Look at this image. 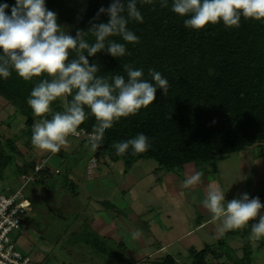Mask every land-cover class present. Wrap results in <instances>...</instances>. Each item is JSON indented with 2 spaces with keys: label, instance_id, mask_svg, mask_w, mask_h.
<instances>
[{
  "label": "trees",
  "instance_id": "obj_1",
  "mask_svg": "<svg viewBox=\"0 0 264 264\" xmlns=\"http://www.w3.org/2000/svg\"><path fill=\"white\" fill-rule=\"evenodd\" d=\"M111 2L45 0V6L57 13V23L63 29L68 27L67 34L75 36L77 29L87 31L91 23L107 22L106 13H100L98 19L93 18L101 7L107 8ZM171 2L169 0L168 7L161 8L159 0H154L151 5L138 0L143 22L131 20L128 28L139 37V42L127 43L119 36L108 38L125 43L128 54L115 58L106 50L91 57L85 53L90 64L99 65L98 75L121 74L126 77L122 66L130 64L134 69L143 70L144 79L151 82L148 73L149 69H153L167 78L170 84L168 96L157 89L152 104L141 108L136 115L122 117L114 122L113 127L105 131L103 142L93 155L96 158L107 155L111 160L120 159L123 172L135 161L151 158L159 169L167 171L192 162L199 172L216 173L219 159L246 146L264 143V20L242 17L238 28H227L221 21L194 30L184 26L186 17L174 13ZM0 3L12 6L15 0H0ZM6 12L10 14V7ZM86 39L94 42L95 38L89 33ZM73 56L70 54L69 58ZM41 78L24 81L14 71L8 79L0 78L1 101L12 106L13 113L24 117L23 126L16 137L13 135L4 140L5 144H10L8 148L16 150L20 156L21 166L25 168L23 172L31 169L37 160L35 157L24 159L23 153L11 144L16 138L24 136V148L29 151L34 147L31 143L32 128L34 122L42 118L34 115L27 99ZM68 99L71 100V96ZM51 108L53 112L63 111L62 99L54 101ZM85 111L90 112L87 107ZM47 118H51V113ZM96 123L95 117L89 114L79 128L92 131ZM140 133L149 138L151 147L147 151L133 155L129 149L126 154L117 155L113 144L134 138ZM75 151L70 155L75 154ZM65 155L62 149L55 154L61 161ZM72 156L75 163L78 155ZM3 157L0 155L2 164ZM48 164L47 161L31 180L40 185L41 193L45 188L55 187V174L65 172L61 178L65 186L69 180L68 165L60 169L59 164L56 170H51ZM70 185L74 187L72 182L67 186L71 188ZM243 246V252L248 250V243ZM207 250L205 245L194 251V264L206 261L204 256ZM162 261L166 264L174 262L170 256H164ZM238 264L245 263L240 259Z\"/></svg>",
  "mask_w": 264,
  "mask_h": 264
},
{
  "label": "clouds",
  "instance_id": "obj_2",
  "mask_svg": "<svg viewBox=\"0 0 264 264\" xmlns=\"http://www.w3.org/2000/svg\"><path fill=\"white\" fill-rule=\"evenodd\" d=\"M153 4L154 0H139ZM138 0H112L107 8V22L91 23L87 31L77 29L75 36L65 32L57 23V13L45 6V0H15L9 6L0 3V78L8 79L14 71L24 81L43 77L32 88L27 104L37 117L42 119L32 128L31 143L34 147L56 154L67 145L69 136L79 137V126L88 115L95 117L88 141L93 151L104 139L105 131L113 127L122 117L136 115L156 98L157 89L168 96L170 84L161 73L149 69L151 82L144 79L142 69L124 64L125 75H98L100 67L89 63L87 57L106 50L112 57L119 58L127 53L126 44L109 37L119 36L124 42L138 43L139 37L128 28L129 21L142 23L143 16ZM159 6L166 8L169 0H159ZM10 7V14L6 9ZM171 10L181 17L186 28L203 29L208 24L221 21L227 28H238L241 18L264 20V0H172ZM89 33L95 38L89 42ZM87 53V57L85 55ZM74 54L73 58H69ZM71 96V100L68 97ZM62 99L63 111L53 112L51 104ZM85 107L90 110L86 113ZM51 113V118H47ZM143 133L134 138L113 144L117 155H133L147 151L151 145ZM197 173L188 183H196ZM241 177L240 179H244ZM225 201H227L225 203ZM212 213L213 220H221V232L243 229L251 225L250 239L259 241L264 237V214L260 210L259 197L249 198L243 193L239 198L225 199V192L219 185H211L205 193L202 205Z\"/></svg>",
  "mask_w": 264,
  "mask_h": 264
},
{
  "label": "rangeland",
  "instance_id": "obj_3",
  "mask_svg": "<svg viewBox=\"0 0 264 264\" xmlns=\"http://www.w3.org/2000/svg\"><path fill=\"white\" fill-rule=\"evenodd\" d=\"M64 30L67 33L68 27L66 26ZM11 109L12 107L3 104L0 98V155L5 156L3 157L4 164L0 161V192L3 193L12 192L18 187L19 175L25 170L21 166V158L17 151L9 149L10 144L4 142L5 137H12L13 134L16 137L19 128L23 126L24 117L19 113H13ZM36 123L38 121H35L34 125ZM24 140V136H21L11 144V146L15 145L16 149H20L24 159L29 157L40 159V153H49L36 147L27 151L23 148ZM262 147L260 149V146L250 145L240 151L229 153L217 161L216 173L198 171L201 179L205 177V182L201 181V185L194 190H188L190 186L183 166L175 169L182 181L180 182L181 188L174 190L163 181V173H167V170L159 169L157 164L150 159L135 161L133 164L135 166L140 164L144 173L150 164L156 165V172L139 182L141 194L134 196L133 199H131L132 194L126 193L121 195L122 198L119 197L120 188L108 189L110 194L108 190L101 192L109 196L114 194L113 197L110 196L111 199L104 200L102 195H99L101 198L98 201L100 203L103 200L104 207H109L110 204L111 211L108 213L112 218L108 222L110 229L108 233L107 227L104 229L105 233L96 229L94 224L97 216H94L93 212L90 213L89 208L84 205L85 202L80 197L83 190L78 189L79 192L74 194L75 185L74 187L70 185L71 188L67 186L69 182H73L72 178L67 175L69 179L66 181L67 185H64L65 182L61 183V178L65 176L64 171L54 175L56 176L53 181L56 184L55 187L45 188L42 193L37 182L28 181L21 191L24 197L31 202L30 211L27 212L24 220L23 230L15 239L16 244L22 250L28 247L26 253L29 257V264H158L155 261L167 254L174 258L175 264H194L196 258L194 251L202 249L204 243L208 250L204 256L206 261L202 264H238L240 259L245 264H264V237L259 241L250 239L251 225L257 223L259 217L249 221L243 229L223 233L220 230L222 221L212 219L203 229L196 230L182 240L173 241L153 257L146 256L148 250L163 245L170 236L176 235L183 228L195 225L201 217L212 214L202 206L206 190L211 185H219L225 192L226 200L239 198L243 193H247L250 198L255 197V190L264 188V186L257 187L264 181L263 169H259L257 162V160L264 161V143ZM75 150L74 153L78 155L75 163L71 159L75 154L68 153L64 160L59 162L60 169L66 165L70 168L73 164L83 165L82 161L86 162L92 148L86 141H82L77 144ZM102 157L106 162L98 163V174L103 184L105 183L104 176L102 177L100 172L108 165L109 159L107 155ZM49 158L53 159L56 156L49 153ZM46 160L49 162L48 158ZM119 161L121 162L120 159ZM189 163L187 165L193 166L192 162ZM133 164L130 168L134 167ZM48 166L50 167L49 164ZM51 170H56V168ZM241 177L245 178L240 179ZM74 178L80 179L75 176ZM83 178L87 180L85 173L81 179ZM85 180L80 182L83 185L88 184L89 181ZM158 181L160 183H157ZM115 197L118 199H114ZM134 199L140 210V214L136 213V216L140 223H145L143 227H147L146 231L141 230L139 223L138 225L132 224L133 221L129 220L130 217L124 208L132 209L131 204H134L132 202ZM99 213L96 212V214ZM165 213L170 216L168 221L163 219ZM114 215L122 217L127 223L116 220ZM168 223H171L170 229H168ZM202 231L206 232L208 238L206 242L199 244L198 238L201 237ZM245 243H248V250L243 252ZM190 246L193 249L192 252L188 251ZM135 250H139L138 254H143L137 256L134 254Z\"/></svg>",
  "mask_w": 264,
  "mask_h": 264
},
{
  "label": "crops",
  "instance_id": "obj_4",
  "mask_svg": "<svg viewBox=\"0 0 264 264\" xmlns=\"http://www.w3.org/2000/svg\"><path fill=\"white\" fill-rule=\"evenodd\" d=\"M12 107V106H11ZM13 109V107H12ZM11 109V110H12ZM22 116V115H21ZM2 120V119H1ZM7 120V119H6ZM5 120V121H6ZM20 130V128H19ZM18 130V132H19ZM18 132L16 134H18ZM15 135V134H13ZM10 137V136H9ZM80 141L75 139V138H72V137H69L68 138V143L67 145L63 146L61 149H62V152L65 153V154H68V153H71L72 151L75 150V147L77 146V144L79 143ZM256 146H260V149L263 148L262 147V144L261 145H256ZM18 147V145H17ZM255 147V145H254ZM24 148V146H23ZM19 151L20 149L17 148ZM25 149V148H24ZM93 150L91 151L90 155L87 157V160L86 162H83L82 161V164L83 165H72V168H70V170L68 171V176H70L73 180V184L75 185L74 188H76V190L74 191L75 194L79 192L78 189L80 190H83V192L81 193V199H83V202H85L84 205H86V207L89 208V212H93L94 216L96 215L97 216V219L95 221V227L98 231L100 232H104L105 233V228L107 227L108 229L106 230L107 233L109 232V226H108V222L111 221V218L112 216L109 214L111 209L109 208L110 207V204H109V207H104L102 205V202L104 199L106 198H109L111 199L110 196H114V194H111L110 196L109 195H106L104 193H101L103 190H108V189H113V188H120L121 190V193L119 195V197L126 193V194H132V198H134V196H139L141 194V191H140V186H138V184L140 185V181L145 178V177H149L150 175L152 174H155V170H156V162L154 160H152L151 158H147V159H150L153 161L154 164H150V167H147L146 172L144 173L141 165H137L135 166L134 164V167L133 168H130L123 172V165H122V161L120 162L119 159L117 160H111L109 159V163L106 167H104V169H101V176L103 177L104 176V182L102 184V181L100 182L101 178L98 174L99 172V162H103L105 163L106 161L104 160V157H98L96 158L97 159V165L96 167L94 168L93 172H92V175L90 177H87V180H85L84 178L81 179V177L84 175L85 173V170H86V165H87V162L89 160V158L91 156H94L93 155ZM261 152V151H260ZM43 156H48L47 158L49 159V165H50V169H54V168H58L59 166V162H61L60 159H58L57 157L56 158H49V153L47 154H44V153H40V157H43ZM39 157V158H40ZM36 160H38V158L35 157ZM258 164H259V169L262 168L263 170V174H264V161H260V160H257ZM187 164H190L189 162L188 163H185L183 164V169L185 171V177L187 178L188 181L192 180L193 177L196 176L197 174V170L195 169L194 165L193 166H189ZM110 169V171H109ZM109 171V172H108ZM122 171V172H121ZM203 173V172H202ZM164 174V183H167V185L169 184L172 188L171 189H174V190H179L181 187H180V182L182 181L181 178L178 177V174L176 173L175 170H169L167 171V173H163ZM75 177H79L80 179H76L74 178ZM204 176V175H203ZM203 179H201L199 177V180L198 182L196 183H189V188L188 190H194L196 189L197 187H199L201 185V181L202 182H205V177H202ZM208 178H212V177H208ZM89 181L88 184H85L83 185L80 181ZM76 182L78 185H76ZM157 183H160L159 181ZM261 186H264V181L259 183L257 185V187H261ZM85 188V189H84ZM259 191H261V193H258ZM101 193V194H100ZM108 194H110V191L108 190ZM99 195H102V199L101 202L99 203L98 201H100L99 199L101 198V196ZM254 195L255 197H259V200L261 202L262 205H264V198L262 199V197H264V188L262 189H258L255 190L254 192ZM122 198V196H121ZM250 198V197H249ZM253 198V197H251ZM250 198V199H251ZM108 199V200H109ZM114 199H118V197H115ZM122 201V199H121ZM132 202H134V204H131L132 205V209H130L129 207H124L126 212L128 213L130 219L129 220H132L134 225H138L139 223V226L141 228V230H144L146 231V228L147 227H143V225L145 226V223H140L138 221V217L136 216V213L137 215L140 214V210H139V205H137V201L136 199L132 200ZM123 203V201H122ZM30 211V210H29ZM175 210H173L174 212ZM95 212V213H94ZM96 212H100L99 214H96ZM109 212V213H108ZM172 212V211H170ZM168 212V213H170ZM261 214H264V207L261 208L260 210ZM168 213H165L164 216H163V219L165 221H168L169 220V215ZM115 216V219L118 220V221H121V222H124L125 224L127 223L125 220H123L122 217H117V215H114ZM212 214L210 215H207V216H204V217H201L197 223L193 226H188L187 228H183L181 231H179L176 235H172L170 236V238H168L166 241H164V244L163 245H160L158 246L157 248H153L151 250H148L146 252V256H150V257H153L154 255L158 254L159 252L163 251L166 246H168L169 244H171L173 241H178V240H182L183 238L187 237V235H190L191 233L195 232L196 230H201L204 228V226H206L211 220H212ZM113 220V219H112ZM149 220V218H148ZM169 226H168V229L171 228L170 224L171 223H168ZM133 226V225H132ZM201 237L198 238V243L201 244L203 242H206L208 236L206 234V232L202 231L201 234H200ZM136 245V244H135ZM206 243L203 244V246H205ZM263 246V245H261ZM28 247H26V250H23V251H27ZM190 250H193L190 247H188V251ZM139 251V250H138ZM138 251L135 250L134 254L139 256V254H143V253H139L138 254ZM166 256H170L169 254H167ZM171 257V256H170ZM163 258V256H162ZM162 258L160 257L158 259V261H155L156 263L158 264H166L164 261H162ZM172 258V257H171ZM174 260V258H172ZM173 264H175V260L173 262Z\"/></svg>",
  "mask_w": 264,
  "mask_h": 264
},
{
  "label": "built area",
  "instance_id": "obj_5",
  "mask_svg": "<svg viewBox=\"0 0 264 264\" xmlns=\"http://www.w3.org/2000/svg\"><path fill=\"white\" fill-rule=\"evenodd\" d=\"M81 133L79 137L71 136L77 140L88 141V135L92 131H86L83 128H78ZM47 157L38 159L26 172L19 175L20 184L16 189L9 193L0 192V264H29V257L16 244V237L24 228V220L27 212L30 210V204L24 197L21 188L28 181L33 180L35 172L46 165ZM97 165L95 156H91L87 162L85 174L87 177L92 175L94 168Z\"/></svg>",
  "mask_w": 264,
  "mask_h": 264
}]
</instances>
